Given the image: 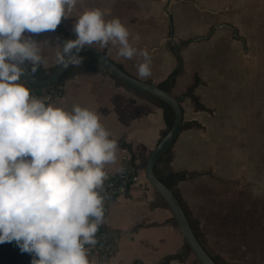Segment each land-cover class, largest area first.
Segmentation results:
<instances>
[{
	"label": "crops",
	"instance_id": "crops-1",
	"mask_svg": "<svg viewBox=\"0 0 264 264\" xmlns=\"http://www.w3.org/2000/svg\"><path fill=\"white\" fill-rule=\"evenodd\" d=\"M255 1L170 0L172 36L185 44L178 51L180 61L168 41L163 0H84L59 24L69 39L75 38L72 28L80 13L100 8L105 19H120L134 46L149 51L151 75L139 77L136 64L142 58L119 56L117 45L89 47L104 52L133 78L154 85L170 80L176 71L169 92L186 94L180 103L182 129L155 165L154 174L164 180L172 174L184 175L170 190L217 264H264V60L253 63L245 57L250 52L246 30L252 19L264 23L263 14L252 10ZM221 24L236 29L245 41L246 54L226 28L216 30L208 40L186 44ZM32 35L39 41L45 58L41 67L48 73L57 65V30ZM135 36L139 39L132 40ZM49 103L68 111L74 104L98 111L101 123L118 140V165L126 158L121 148L139 166L144 164L166 131L155 99L121 85L87 58L72 66L60 95ZM116 167L109 164L105 170L112 173ZM141 170L142 180L104 218L105 224L124 234L109 264H198L191 253L182 260L166 261L184 252L183 240L169 209Z\"/></svg>",
	"mask_w": 264,
	"mask_h": 264
},
{
	"label": "clouds",
	"instance_id": "clouds-1",
	"mask_svg": "<svg viewBox=\"0 0 264 264\" xmlns=\"http://www.w3.org/2000/svg\"><path fill=\"white\" fill-rule=\"evenodd\" d=\"M84 0H0V244L14 243L30 264H91L104 222L106 165H117L118 140L98 111L74 104L70 111L48 97L30 94L21 82L45 63L32 34L55 32L62 18ZM86 8L75 23V38L56 37V63H83L82 49L117 45V54L151 75V55L130 40L118 17ZM139 36L132 37L138 40Z\"/></svg>",
	"mask_w": 264,
	"mask_h": 264
},
{
	"label": "water",
	"instance_id": "water-1",
	"mask_svg": "<svg viewBox=\"0 0 264 264\" xmlns=\"http://www.w3.org/2000/svg\"><path fill=\"white\" fill-rule=\"evenodd\" d=\"M163 3V15L166 18L169 27L168 41L173 51V54L180 61L178 51L185 44H182L173 38L172 23L170 17L171 2L170 0H163ZM222 28H226L232 32L233 37L241 42L244 54H246V46L244 39L238 36L235 28L227 24L213 25L205 36L191 39L186 44L208 40L216 30H220ZM81 54H88L89 56H91L96 61L97 65L101 70L105 71L109 76H111L121 85L134 92L150 97L157 101H161L172 110L173 123L171 127L166 131V133L160 138L153 150L150 152L148 158L145 160L143 166V175L147 183L166 204L167 208L169 209L172 215L175 226L182 237L183 244L189 249L196 262L198 264H217L211 258V256L204 250L202 244L196 238L185 216V213L182 210V207L172 190L165 187L154 174V167L157 161L170 149V147L172 146L181 131L182 110L180 107V103L185 98L186 94L173 96L170 94L169 91H164L160 89L157 85L133 78L126 72L119 69L112 61H110L104 52L94 49L92 47L86 46L84 49H82ZM65 70L66 69L62 68L60 65L57 64L53 68V70L48 73L46 79L44 80L35 79L27 71L25 72L24 78L22 79L28 86L38 89H47L58 81V79L61 77ZM122 161H126V158H124Z\"/></svg>",
	"mask_w": 264,
	"mask_h": 264
},
{
	"label": "trees",
	"instance_id": "trees-1",
	"mask_svg": "<svg viewBox=\"0 0 264 264\" xmlns=\"http://www.w3.org/2000/svg\"><path fill=\"white\" fill-rule=\"evenodd\" d=\"M57 33L58 37H60L61 40L69 39L68 35L64 32L61 26H57ZM84 58H87V60H91L96 63V61L89 56L88 54H81ZM116 65V64H115ZM119 69L124 71L119 65H116ZM71 68H67L64 73L61 75V77L58 79V81L52 85L51 87L47 89H38L33 88L31 86H28L22 79L21 82L25 83V85L30 89V94L33 96H37L40 98L48 97L49 99L46 101V103H49L55 96L60 95L61 87L63 86L66 79L71 74ZM53 70V69H52ZM52 70H50L48 73H50ZM103 71V70H102ZM105 74H107L105 71H103ZM48 73H45V70L40 66L37 72L32 75L37 80H44L46 79ZM108 75V74H107ZM176 75V71L172 73L170 76V80H167L159 85H157L160 89L164 91H169L170 87L173 84L174 76ZM109 76V75H108ZM112 78L111 76H109ZM113 79V78H112ZM52 93L55 95H52ZM157 101V100H156ZM159 108L163 111L164 115V121L166 125V131L171 127L173 123V112L172 110L163 102L157 101ZM196 125V124H194ZM182 129V128H181ZM164 132V134L166 133ZM169 151V150H168ZM168 151L166 153H168ZM165 153V154H166ZM161 160V158L157 161V163ZM130 161H134L133 156L130 157ZM156 163V164H157ZM144 164H141L139 166L140 169H143ZM155 168V167H154ZM184 175L183 174H172L167 179H159L158 180L168 189H171V187L176 184L178 181L183 180ZM196 236V235H195ZM198 239V237L196 236ZM189 249L184 245V252L181 255H173L166 258V261L169 260H182L187 254H189ZM215 262V258H212ZM31 256L28 253H21L18 249V247L14 243L5 242L3 244H0V264H30ZM217 263V262H216Z\"/></svg>",
	"mask_w": 264,
	"mask_h": 264
},
{
	"label": "built area",
	"instance_id": "built-area-1",
	"mask_svg": "<svg viewBox=\"0 0 264 264\" xmlns=\"http://www.w3.org/2000/svg\"><path fill=\"white\" fill-rule=\"evenodd\" d=\"M52 95L54 94L52 93ZM120 151L123 156L126 157V161L120 163L124 167V172L120 173L114 171L108 173V179L105 181L104 185L105 217L108 214L109 209L118 204L121 197L129 190V188L142 180V170L139 168V165L134 161H130V157L125 148H121ZM96 236L97 244L89 253L90 262L91 258L94 257L95 261L91 264H109L112 258L116 255L124 234L103 222Z\"/></svg>",
	"mask_w": 264,
	"mask_h": 264
},
{
	"label": "rangeland",
	"instance_id": "rangeland-1",
	"mask_svg": "<svg viewBox=\"0 0 264 264\" xmlns=\"http://www.w3.org/2000/svg\"><path fill=\"white\" fill-rule=\"evenodd\" d=\"M252 10L254 13L260 12L262 13L264 17V0H256L253 3ZM258 17V16H257ZM253 24L252 27L250 26L249 29L246 30L247 34L246 37L249 39L250 43V52L248 56L245 55L250 61L255 63L256 60H264V23L263 26H261L260 18L252 19ZM264 22V19L262 20ZM257 26V27H256ZM242 36V35H241ZM257 44V48H253ZM261 48V49H260ZM247 53V52H246Z\"/></svg>",
	"mask_w": 264,
	"mask_h": 264
},
{
	"label": "bare ground",
	"instance_id": "bare-ground-1",
	"mask_svg": "<svg viewBox=\"0 0 264 264\" xmlns=\"http://www.w3.org/2000/svg\"><path fill=\"white\" fill-rule=\"evenodd\" d=\"M257 27V26H256Z\"/></svg>",
	"mask_w": 264,
	"mask_h": 264
}]
</instances>
